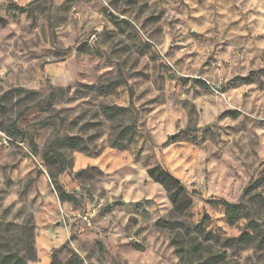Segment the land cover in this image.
<instances>
[{"label": "rangeland", "instance_id": "374dc122", "mask_svg": "<svg viewBox=\"0 0 264 264\" xmlns=\"http://www.w3.org/2000/svg\"><path fill=\"white\" fill-rule=\"evenodd\" d=\"M32 1L0 0V264H264L228 241L264 228V179L244 193L264 175V0ZM220 201L251 213L231 224Z\"/></svg>", "mask_w": 264, "mask_h": 264}, {"label": "trees", "instance_id": "16d2710c", "mask_svg": "<svg viewBox=\"0 0 264 264\" xmlns=\"http://www.w3.org/2000/svg\"><path fill=\"white\" fill-rule=\"evenodd\" d=\"M37 0L32 1L31 3L35 2ZM30 3V4H31ZM30 4L26 6H20L16 3H10L9 8L14 11H24ZM241 80H246V78H240ZM197 83H199L202 87L206 88L207 84L203 80H196ZM120 82L118 80L111 81L110 83L106 84L105 86H100L102 90H100L101 94L108 93L111 91L114 87L118 86ZM106 113H111V108L107 107L105 108ZM23 115V112L19 114V117ZM11 135V134H9ZM54 141H52L48 148L49 151L52 153L53 156H55L59 162V173L63 172L65 170L67 159L65 155L59 151H57L54 148ZM68 145L70 147H80V139L77 137H71L68 139ZM148 176L156 183L161 184L164 189L166 190L168 197L173 203V210H175L179 214H183V212H186L188 210V207L185 205L188 203V197L185 189L183 188L181 182L175 178L168 170H166L161 165L157 164L147 170ZM52 176V182L54 183L57 195L60 199L72 202L75 201L74 197L71 194H68L65 192V190L62 188V186L59 184L58 180L56 179V176H54L52 173H50ZM264 179V175L257 178L252 184L249 185L244 191V193L249 194L252 190L257 189L260 184L262 183ZM259 201L261 202V205L264 206V197L259 196ZM187 202V203H186ZM217 205H220L226 215V218L229 220L231 224H235L241 217H247L251 213V209L244 201H240L237 203H230L226 201H220L219 203H216ZM186 210V211H185ZM159 225L164 226H170L171 228H176L172 226L169 221L167 220H158L157 222ZM177 228L182 229L185 234L190 233V229L187 223L184 221L180 224H177ZM246 227L249 228V231L244 230L242 231L236 238H229L228 241L230 243L232 242L233 245H238L239 243H248L250 241L255 240L257 244L264 248V228L256 222L253 218L249 220V222L246 224ZM193 229L202 237L205 241H218L219 236L213 232L206 231L204 226L201 224H195L193 225ZM180 235L181 232H178ZM220 258V256H217V259ZM4 259H8L10 261L15 262H21V258L17 254H10L4 257Z\"/></svg>", "mask_w": 264, "mask_h": 264}]
</instances>
